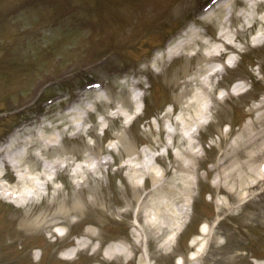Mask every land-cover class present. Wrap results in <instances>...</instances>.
I'll return each mask as SVG.
<instances>
[{"label":"rangeland","instance_id":"rangeland-1","mask_svg":"<svg viewBox=\"0 0 264 264\" xmlns=\"http://www.w3.org/2000/svg\"><path fill=\"white\" fill-rule=\"evenodd\" d=\"M58 2L0 0V144L8 141L10 137L5 138V134L19 123L20 128H24V133L29 130L35 132L42 125L50 127V134L58 138L55 142L60 146L50 147L48 155L52 157L58 153L62 155V152L69 153V168L63 170L61 175L63 179L61 198L71 196L75 202L82 200L83 209L79 215L85 214L87 218L78 221H75L74 217L71 218L72 203L52 204L54 189L51 186L49 195L37 197L36 200L28 197L13 200L14 198L6 199L0 196V264H96V261L104 264H125L124 258H105L103 250L115 238H129L136 221L135 210L124 211L129 202H134L135 193L119 162L131 151L134 155L137 154L136 150L141 152V143L154 144L158 138H167L163 126L161 134L158 131V118H163L164 125L170 127V118L165 115L171 109L170 101L175 103L177 117L187 113L186 101L201 91V84L193 78L205 74V71H198V68L206 58L204 53L207 50L204 53L202 50L207 46L202 47L198 44L188 55L177 57L173 62H169L167 58L165 62L167 70L161 75L154 73L155 78L151 79L149 75L148 77L145 75L148 73L147 70L153 68L147 60L154 55L157 46H163L189 26L202 34L208 32L206 35L208 40L213 38L221 31L219 22L221 16L216 14L210 21L205 14L200 15L205 12L204 9L209 2L207 0H105V2L58 0ZM240 4L243 2L239 1ZM239 5L235 8L237 16L242 9ZM236 23L237 27L241 26L239 20ZM106 27L108 29H104ZM255 27L259 28L260 25ZM251 31L252 29L242 31L241 38L235 41L238 44L241 41L242 45L237 47L245 50L243 55H238V58L243 57L239 68L227 70L221 80V85L228 87L236 78L252 77L251 88L244 95H232L226 102L215 101L212 124L207 126L201 135V141L203 143L209 141L210 145L205 146L206 156L201 159L205 168L199 172L201 176L199 185H202V189H215L211 182V179L215 178V172H211L210 162L215 161L220 152V147L215 146V143L221 141L219 133L223 131L224 123H231L233 130L228 139L223 141L226 145L241 125L251 118L248 113L254 104L252 99L264 91V46L253 47L248 43ZM198 50L201 52L193 56L192 54ZM232 59L230 58L229 63ZM254 64H258V69ZM141 71L146 72L139 73ZM93 80L102 81V87L95 90L88 88ZM138 81H141V86L147 94L148 107L133 125L128 126L125 117L128 119L130 113L137 110L136 95L139 90L135 82ZM42 93L41 98L32 104ZM216 93L217 91L213 94L214 97ZM53 94L61 97L52 104L42 106V101ZM99 95H102L104 100L97 101L96 107L105 113L107 120L102 122L100 121L102 118L95 113L92 115L94 125L92 130L96 137L93 144V140L85 132L76 133L73 129L68 130V125L62 122L69 117L67 112L71 107L75 108L78 104H80L78 107H82L86 102L93 103L98 100ZM259 101H263V98ZM122 104L129 111H123L119 115L117 110L114 114L111 112L110 108L120 109ZM22 105L25 107L16 110L15 116H7L11 114V110ZM160 109H163L162 114L157 113ZM153 113L157 114V121L150 117ZM107 124L109 129L104 137L99 131ZM124 128L127 131H124ZM109 138H117L115 141L110 139L109 145L113 147L115 143L119 150L112 151L110 147L108 148L106 141ZM178 140H182L181 135ZM146 148L147 146L143 149ZM33 152L40 154L39 145L33 148ZM88 154L91 157H100L97 160L101 158L115 160L116 166L105 165L100 172L85 171L84 176H89V180L79 188L73 181V174L80 164L86 163ZM162 160L168 168H171V160L177 165L182 163L178 159L175 160L171 152ZM29 163L36 168L39 166L37 158H31ZM7 171L5 177L9 180V183H5L7 187L20 190L26 188L23 184L17 185L12 169ZM116 172L117 174H114ZM97 175H102V178H97ZM150 180L148 178V183ZM196 192L194 215L187 229L178 238L173 252L168 253L159 249V242L151 247L144 242L143 254L145 256L150 254L154 258L153 264H177L176 256L179 253L189 259V252L194 251L202 243L201 241L197 246H193L190 236L199 231L197 226L206 215L211 225L214 224L213 219L219 215L222 218L217 230L224 233L217 234L216 246L230 244L234 250L238 247L242 249L238 251L237 256L232 257H221L217 251L219 255L204 259L203 264H255V256L264 258V219L259 221L255 219L257 213L264 214V181L255 190L253 199L242 202L238 208L223 209L220 214L221 205L209 200L210 196L202 191ZM118 204L120 205L117 206ZM231 212L234 215L229 216ZM46 213L64 214L71 223V232L68 236L54 243L51 239L48 241V234L45 232L42 233L44 240H47L45 242L38 236L41 232L28 231L30 229L28 225L32 220L43 224L42 216ZM91 218L102 225L99 227L87 225ZM90 226H93L94 231L105 240L95 242L94 246L98 248L96 253H91V250L94 252L93 249H86L80 251L75 259L61 260L57 250L64 244L75 243V237ZM75 233L77 235H74ZM36 246L40 249H35ZM204 248L208 250L210 245L207 243ZM37 260L38 262H35ZM190 263L189 261L187 264ZM129 264H140L138 257Z\"/></svg>","mask_w":264,"mask_h":264},{"label":"bare ground","instance_id":"bare-ground-1","mask_svg":"<svg viewBox=\"0 0 264 264\" xmlns=\"http://www.w3.org/2000/svg\"><path fill=\"white\" fill-rule=\"evenodd\" d=\"M243 2L245 3V8L239 15L242 21V28L246 29L249 23L263 22L264 24V14L261 16L259 14L264 0H243ZM236 3L237 0H225L224 2L219 3L217 8L212 12H209L207 15L208 18H212L214 14H223L226 11L230 12L229 17L225 19L226 21L223 20L222 22L224 25L223 32L212 40V44L217 50H220L221 46H228L226 40L231 32H234L238 37L241 33V29L239 28L236 30L231 29L233 28L236 18L233 14ZM229 21H231V24H228ZM184 35L185 37L173 46L169 51V54L174 55L178 52H183L188 48H192L197 43L205 42L202 38V34L198 30L187 31ZM161 59L162 56L156 58V63L159 66L158 71H161ZM212 69L214 68L207 66L204 70L208 72ZM194 79L201 84L202 93L197 94L195 99L190 100L185 106L187 113L179 119H176L177 124H182V128L184 129H190L202 119H208L210 110L212 111L214 107V98L211 90V84L213 81L211 75L202 80L198 76L194 77ZM206 99H209L212 103L204 108L199 103H203ZM263 108L264 103H260L253 107L254 116L251 121L245 123L240 128L235 138L222 149L218 160L212 165V170L217 173L215 184L220 192L225 189L227 193L232 196H229L231 200L232 198L240 199L242 192L246 189L254 188L263 175L259 170V167L261 168L264 164V110L261 111ZM71 114L72 118H67L66 122L70 123V127L77 128L81 131L83 129L82 123L85 122L87 117L79 110H73ZM224 134L225 133H222V137H224ZM193 137L194 135L186 140L187 143L182 141L176 142V158L182 163L172 165V167L175 168L174 172L166 169L163 173L155 174L153 163L150 162L152 159L142 160L140 159V156L138 159L131 158L123 164V167L127 169L126 175L136 192L135 203L137 204L136 211L138 225H136V233H134V236L131 239V245L125 241L115 242L108 248L106 252L107 257H120L127 260L134 259V257H132V251L136 253L141 252L144 235L148 237L147 242L151 247L155 244V240L159 239L162 234L169 233L171 230L173 231L182 226L180 219L183 215H186L187 212L185 211L181 215L179 209L175 208V205L179 202L186 201L188 196H193L196 183L193 176H200L198 171L200 165L197 163L199 154L196 151V142L193 140ZM55 139L56 137L54 135H48L42 130L40 133H31L25 138H18V136H16L11 139L7 145L0 148V162L2 160L11 164L15 170L20 171V180L22 182L28 183L30 187L32 186L34 192H40L42 185L38 184L37 181L30 176V173H32V170L35 168L27 164L28 158L33 157V155L36 156L31 149L37 144H41L40 154L44 155L51 142ZM17 147H19V149H17ZM4 152L6 154H4ZM40 154L38 155V158L43 163L42 166L44 169L38 175V178L45 179L47 184L49 181L48 175L60 171L61 161L62 159H65V157L46 160V158H43ZM100 167L101 165L98 164L94 168L99 169ZM80 168H82V170H78V174H81L82 171H85L90 167L87 164H82ZM149 173L153 179L152 186L147 187V183L141 185L138 178L144 177ZM169 173H171V176L166 177ZM87 181L88 179H84L83 183ZM60 193L61 190H57V193L53 197L54 201H56ZM66 200L68 201L71 199L68 197ZM228 206L233 207L229 202ZM81 207V203L75 202L72 208L73 213L80 212ZM131 208L132 207H129L128 209L131 210ZM59 217H61L59 213H56L54 216H47L44 227L50 229L54 225L65 224V221L59 220ZM258 217L264 219V216L261 214H259ZM36 225L37 222L32 223V226ZM172 231L170 234H172ZM211 233L212 232H209V235ZM85 235L88 236L89 239H82L79 242L82 249L93 248L95 241L100 239L99 234L93 231L92 228H89L85 232ZM205 235H208V233H205ZM172 244L173 237L169 235V237H166V240L161 244V248L169 250ZM217 251H219V248L213 246L212 254H216ZM230 252L231 250L229 248H224L222 250V253L225 255ZM194 259H198V256ZM139 263L150 264V261L148 259L145 260L144 254L141 253Z\"/></svg>","mask_w":264,"mask_h":264}]
</instances>
